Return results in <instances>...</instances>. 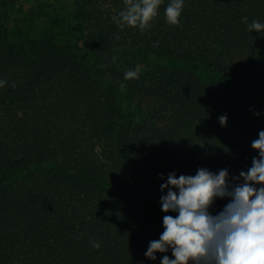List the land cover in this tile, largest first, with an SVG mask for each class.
Masks as SVG:
<instances>
[{"label":"trees","instance_id":"trees-1","mask_svg":"<svg viewBox=\"0 0 264 264\" xmlns=\"http://www.w3.org/2000/svg\"><path fill=\"white\" fill-rule=\"evenodd\" d=\"M22 2L0 0V264H159L144 253L163 231L160 174L238 176L258 155L264 107L234 105L219 77L264 86V31L247 26L264 23V0H185L178 26L163 0L143 31L112 19L125 0H77L90 58L10 40L3 18Z\"/></svg>","mask_w":264,"mask_h":264},{"label":"clouds","instance_id":"clouds-1","mask_svg":"<svg viewBox=\"0 0 264 264\" xmlns=\"http://www.w3.org/2000/svg\"><path fill=\"white\" fill-rule=\"evenodd\" d=\"M162 3L125 0L126 7L112 19L121 28L138 27L143 31L159 16ZM184 5L185 0H169L164 9L168 24H180ZM242 20L247 23L248 18ZM247 26L250 32L264 31V23L259 20ZM124 78H139V67L125 71ZM6 84L0 79V87ZM227 119V115H221L220 124L226 125ZM251 147L258 155L238 176L230 175L227 169L213 172L203 167L195 175L171 172L165 178L160 174L164 181L160 185L163 231L159 239L149 241L146 259L155 262L159 253V264H264V129ZM217 200L228 202L222 210L213 212ZM170 212L176 215H168ZM92 247L98 249L100 243L92 241Z\"/></svg>","mask_w":264,"mask_h":264},{"label":"rangeland","instance_id":"rangeland-1","mask_svg":"<svg viewBox=\"0 0 264 264\" xmlns=\"http://www.w3.org/2000/svg\"><path fill=\"white\" fill-rule=\"evenodd\" d=\"M76 3L77 0H23L20 8L9 10L3 18L9 39L17 43L31 38L52 39L61 46H72L80 56L86 55L83 35L71 19ZM86 57L90 58V54ZM159 61L170 65L182 64L171 59ZM144 62L139 65L145 66L147 62ZM198 70L202 76L209 77L208 73ZM219 78L240 93L232 100L234 105L245 109L264 107V86L253 84L235 73Z\"/></svg>","mask_w":264,"mask_h":264}]
</instances>
